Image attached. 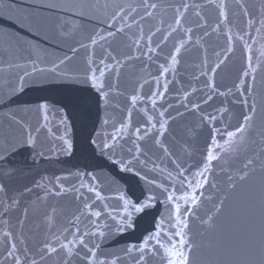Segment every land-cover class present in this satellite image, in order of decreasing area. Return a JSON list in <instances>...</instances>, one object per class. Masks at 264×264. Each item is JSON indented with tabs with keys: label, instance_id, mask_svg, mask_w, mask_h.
Returning <instances> with one entry per match:
<instances>
[{
	"label": "water",
	"instance_id": "obj_1",
	"mask_svg": "<svg viewBox=\"0 0 264 264\" xmlns=\"http://www.w3.org/2000/svg\"><path fill=\"white\" fill-rule=\"evenodd\" d=\"M153 2L159 3L160 7L153 10L151 17L141 20L140 17L144 16V9L139 7L142 0H0V17L14 19L18 14L28 13L32 14L33 20L30 28L21 27L19 22L13 24L8 19L0 22V153L7 156V161L0 163V183L7 185L8 196L20 201L5 215L4 204L7 201L4 195L0 194V220H8L7 225L0 223V235L3 231H11L17 237L14 241L19 249L16 255L21 256L22 260L25 248L30 249L27 253L30 259L39 260L36 252L41 242L46 236L50 237L51 233L45 226L37 228L36 225L41 223L44 215L53 207L57 210L53 232L59 234L67 228L68 232L64 235L67 239H72L71 232L75 229L70 226L69 221H74L75 217L79 216L78 227L81 233H105L103 237L85 238L89 247L100 245L99 249H94L97 256H90L93 261L136 264L140 252L134 250L129 253L126 249L132 245L139 246L144 237L156 232V223L161 221L162 217L165 223L161 244L169 247L168 237L178 231L179 226L173 227L175 220L168 218L171 206L165 203L162 189L155 185H163L170 191L175 190L177 195L182 194L184 189L179 184L182 177L177 176L176 164H181L187 169L185 175L191 178V173L202 166L201 161L208 147L212 145L213 137L223 144V133L231 130L228 125H235L239 114V106L234 103L236 97L214 94L206 87V83L209 78H214L216 88L220 92H227L234 82H237L249 53L239 40L234 42L232 51L229 52L226 36L211 32L210 29V35L204 37L197 45L195 41L202 36V30L197 29L192 34L188 51L182 50L180 63H167L165 57L174 51V45L181 39H186L179 32L172 33L168 28L174 18V12L169 5L180 3L181 0ZM189 2L203 4L205 0ZM227 2L230 9L231 34L235 36L238 33H250V36L245 35L244 39L251 45L253 64L258 66L255 74V100L259 109L264 105V27L257 23L253 28H246L247 18L242 15L233 0ZM243 2L257 22L264 19V0ZM48 4H54L56 7H44ZM130 6L138 8V11L128 18V23L132 26L126 28L123 33L117 32L114 37L99 40L97 33L107 36L109 31L115 32L116 28L110 27L113 14L121 7L130 9ZM194 11L188 10L185 16L186 26L195 19ZM232 12L236 14L232 15ZM203 13L208 23L215 26L216 10L206 7ZM133 19L138 24H133ZM161 20L164 21L163 24L160 23ZM121 26V22L116 23V27ZM141 27L144 40L140 39ZM258 27L261 29L259 33L256 31ZM157 28L161 31L152 37L153 51L149 52L145 46L146 38L150 31ZM93 36H96L98 41L95 45L91 43ZM205 50L210 67L215 66L219 59L227 57L214 77L212 73L208 76L200 74L203 69L199 66L204 59ZM109 52L123 61V66L118 78L113 71L107 69L105 76L100 78L106 90L111 86V94L105 105L96 90L84 81L89 62H93V68H102L100 60ZM214 52L221 53L219 59ZM105 62L114 64L110 58ZM161 65L171 70L161 75ZM25 73L29 75L25 76ZM96 75L99 77V71ZM21 77L24 78L22 91ZM156 78L160 80V91H163V83H168L163 100L158 99L156 105L159 111L166 110V131L160 139L169 150L167 156L154 144L153 136L158 133L147 123V117L151 116L153 123L159 128L157 121L161 118L149 102L151 93L158 88ZM141 84L143 88H140ZM137 92L143 99L133 108L130 97ZM186 92L190 93L187 99L184 98ZM208 96H212V99L208 100ZM84 99L89 101L87 105L69 103L70 100ZM40 104L48 105L47 120L44 119L43 113L37 110ZM193 105L199 107L194 110ZM221 108L229 109L223 117L218 112ZM129 110L130 126L118 134L122 138L117 141L115 154L111 159L108 155H101L100 148L96 145H101L105 139L113 143L110 137L117 134L115 130L122 122L127 123ZM209 116H216L217 119H202ZM61 120L64 121L63 124ZM105 120H108V124L103 123ZM18 121L30 126L29 130L36 137L35 147L20 146L19 140L24 129ZM137 128L141 129V136L145 129H151L147 137L137 141L144 151V155L140 156V161L144 163L134 161L133 171L124 172L113 161L129 160L135 155L133 141L136 140ZM62 136L71 142V154L60 150ZM93 140L95 145L92 144ZM129 148L133 149L132 154H129ZM77 172L91 173L97 178L95 184L101 194L100 199L87 191V186L94 183L91 178L87 175L77 176ZM136 172L140 175H136ZM56 177H61L60 183L65 187L80 188L81 183L85 187L80 188L79 192L72 191L60 196L48 195L45 198L46 189L37 187V184L46 185L55 191ZM141 177L154 180L155 184H148ZM225 178L218 164L208 173V182L201 189L203 196L197 209L198 215L204 216L212 207L218 195L212 185H223ZM26 188L31 191H25ZM147 195L156 197L153 207L146 212H133L132 228L118 232L114 227H103L105 224H113L109 214L117 220L122 218L124 200L120 199L121 196L137 203L142 202ZM197 195L199 196V193ZM206 197L212 199H204ZM85 203L91 205V208H84ZM181 206L184 207L183 202ZM25 207H28L29 211L21 228L18 220L23 218ZM97 211L102 213L98 219L90 214ZM91 221L101 227L96 228ZM189 224L190 235L200 245L196 250L194 264H208L209 237L200 235L204 227L195 217L189 218ZM21 239L24 243H20ZM175 239L177 238L173 237V242ZM153 247L156 248L157 254L146 253V264H166L164 257L169 253L165 251V247L157 245L155 240L149 245L150 249ZM64 259L65 254L60 251L46 257L40 264H63ZM0 264H13L11 258H6L5 245L2 242ZM72 264L85 262L73 257ZM246 264H260L259 255Z\"/></svg>",
	"mask_w": 264,
	"mask_h": 264
},
{
	"label": "snow or ice",
	"instance_id": "obj_2",
	"mask_svg": "<svg viewBox=\"0 0 264 264\" xmlns=\"http://www.w3.org/2000/svg\"><path fill=\"white\" fill-rule=\"evenodd\" d=\"M233 2L238 6L242 15L247 18L246 28H253L257 23L264 27V19L257 22L256 19L252 17V14L249 12L243 0H233ZM44 7L54 8L56 5L48 4L44 5ZM139 7L144 9V16L140 17V19L143 20L145 17H151L153 15V10H156L160 5L157 2H153V0H142ZM169 7L174 12V18L173 22L168 25V28L172 33L179 32L182 37H186V39H181L178 44L174 45V51L170 52L168 57H165L167 63L171 65H177L180 63L179 57L182 54V50L188 51L189 42L192 40V34L197 29L202 30V36L195 41L197 45L200 44V41L203 40L204 37L210 35V29L211 32L220 33L226 36L229 44V52L232 51L231 46L234 42L239 40L249 53L246 57V65L241 69V74L238 77L237 82H234L232 88H229L227 92H220L216 88L214 78H209L206 83V87L214 94L221 96L232 95L236 97L234 103L239 106V114L236 117L235 125H228L231 130H226L223 133V144L218 143L215 137H213L212 145L208 147L206 155H204L203 160L201 161L202 166L199 167L197 171L191 173V178L185 175L187 169H184L181 164H176V168L178 169L177 176L182 177V179L179 180V184L184 189L182 194L177 195L175 190L170 191L168 187L155 185L162 189V192L165 195V203L171 206L169 208L168 218L170 220H175L173 227L179 226V230L175 231L168 237L170 246L165 247L161 244V234L163 233L165 223V219L162 217L161 221L156 223V232L149 233L144 237L139 246L132 245L128 247L126 251L129 253L134 250L140 252L141 255L137 259L136 264H146V253L151 252L152 255L157 254L155 247L151 249L149 248L151 242L155 240L157 245L165 247V251L169 253L164 257L166 264H194L196 250L200 245H198L190 235L191 229L189 218L195 217L199 220L200 225L204 227V231L201 232L200 235H207L209 237L207 244L208 264H246V262H251L253 257L257 254L260 257V264H264V105H261L258 109L255 100V74L258 66L253 64V57L250 54L252 51L251 45H249L244 39L245 35L250 36V33L243 32L242 34L238 33L235 36L231 34L230 9L227 0H205L203 4L189 2V0H181L180 3L169 5ZM206 7H212L217 12L215 26L208 23V20L203 13V9ZM189 9L195 10L193 12L195 19L189 22L186 26L185 16ZM137 11L138 8L131 6L130 9L119 8V10L111 17L113 23L110 27H115V32L109 31L107 36L97 33L96 36L99 37V40H106L108 37H114L117 32L123 33L126 28L132 26L128 23V18L133 12ZM235 14V12H232V15ZM4 19L11 20L13 24L19 22L21 27L27 26L30 28L33 23L32 14L28 13L23 15L18 14L14 19L12 17H0V22H3ZM117 22H121L122 26L116 27ZM132 23L138 24L135 19L132 20ZM160 23L163 24L164 21L161 20ZM260 30L259 27L256 28L258 33ZM140 31V39L144 40L145 37L142 27ZM158 31H161V29L157 28L155 31H150L146 38L145 46L148 47L149 52L153 51L151 41L152 37ZM96 36L91 37L92 45H95L98 42ZM165 39H167V37H165ZM137 47L139 48L138 41ZM73 51H75V49H73ZM214 54L219 59L221 53L214 52ZM109 58L114 61V64L105 62L106 59ZM148 58L151 59V56ZM226 58L227 57H225V59ZM128 59H131V57H128ZM225 59H219V62L216 63L215 66L210 67L207 60V51L205 50L204 59L199 66L203 69L200 74L202 76H208L209 73H212L214 77L217 69L225 63ZM61 63H63V61H61ZM92 64L93 62L90 61L84 82L89 83L91 87L96 90L99 98L105 102V105H107L111 94V86H108V90H106V86L100 78L105 76L106 69L113 71L118 78L120 68L123 66V61L117 59L116 56L109 52L104 59L100 60V65H103L102 68L99 66L93 68ZM160 69L161 75H164L171 70L164 65H161ZM97 71H99V77L96 75ZM27 75L29 74L25 73V76ZM196 79H199V77H196ZM20 81V90L22 91L24 78L21 77ZM156 83L158 88L151 93L149 102L151 103L152 108L158 111L161 118L157 121L159 128L157 129V125L156 123H153V117L151 116L147 117V123L151 126V129H155L158 133L153 136L154 144L162 149L167 156L169 155V150L160 139V136H163L166 131L167 121L164 119L166 110L159 111V109L156 108V105L158 99L163 100L164 95L168 90V83H163V91L159 90V87L161 86L159 78H156ZM140 88H143L142 84L140 85ZM188 95H190V93L186 92L184 98L187 99ZM142 99L143 97H141L138 92L137 94L132 95L130 97L132 107L134 108ZM207 99L211 100L212 96H208ZM69 103H81L87 105L89 101L87 99L82 101L70 100ZM198 107L199 105H193L194 110ZM37 110L41 111L44 119L47 120L48 105L40 104L37 106ZM228 111L229 109L227 108L218 109L221 117L228 113ZM202 119L216 120L217 117L209 116L202 117ZM130 120L131 110L128 112L127 123L122 122L120 127L115 130L117 134H113L110 137L113 143H109L108 139H105L102 141L101 145H96L100 148L101 155H108L109 159H111V156L115 154V149L118 147V139L122 138L118 134L122 133L125 131L126 127L130 126ZM18 123H20L21 127L24 129L19 140L20 146L35 147L36 137L29 130L30 126L21 121H18ZM61 123L63 124L64 121L61 120ZM103 123L108 124V120H105ZM151 129H145L143 136L140 135L141 129H136V140L133 141L135 155H132L131 159L113 161V163L119 165L121 171H133L134 161L137 163H144L143 161H140V156L144 155V151L140 143H137V141H141L147 137ZM37 131H39V129H37ZM60 139L63 142L60 150L66 154H71V142L63 136L60 137ZM92 144L95 145L96 142L93 140ZM128 152L129 154H132L133 149L129 148ZM41 155H43V153H41ZM6 161L7 156L0 153V163ZM217 164L220 165V169L225 174L226 178L223 185H212V187L217 190L218 195L208 212L205 213L204 216H200L198 215L197 209L202 203L201 197L203 196V193L201 192V189L208 182V173L212 172ZM75 175L81 177L84 175L89 176L94 183L87 186V191L94 193L97 199L101 198V194L97 190L95 184L97 178L93 174L77 172ZM136 175H140V173L136 172ZM169 176H171V173H169ZM141 178L145 179L148 184H155L154 180H147L146 177ZM60 180L61 177H56L55 191L40 183L37 184V187L46 189L45 198L48 195L60 196L72 191L79 192L80 188L85 187L83 183L80 184V188H76L75 186L65 187L60 183ZM25 191L30 192L31 189L26 188ZM198 193L199 196L197 195ZM0 194H3L7 201L4 204L5 215L13 206L20 203L17 198L8 196V187L4 183H0ZM120 199L124 200V213L122 218L117 220L115 216L109 214L113 224L103 225V227L109 229L114 227L118 232L132 228L133 212L142 213L151 209L156 197L153 195H147L142 202L137 203L125 200L123 196H121ZM204 199L211 200L212 198L206 197ZM181 202H183V208ZM84 208L90 209L91 205L85 203ZM28 211V207H25L23 209V218L18 220L21 228H23L25 220L27 219ZM56 212V208L53 207L49 213L44 215L41 223L36 225L37 228H40L41 225L45 226L47 231L51 233L50 237L46 236L45 240L41 242V245L36 252V255L39 256V260L35 258L30 259L28 257L27 253L30 251L28 248L24 249L23 260L21 256L16 255L19 251L17 244L14 242L17 237L14 236L11 231H3L2 235H0V242L5 245L6 258H11L13 264H40V262L46 257L63 251L65 254L63 264H72L73 257L84 261L85 264H115V261H93L90 259V256H97L94 249H99L100 245L95 244L93 247H89L85 238L89 236L103 237L105 233L103 231H86L81 233L80 228L78 227L79 216L75 217L74 221H69L70 226L75 229V231L71 232L72 239H67L64 235L65 232H68L67 228L60 231L59 234L53 232L52 229L55 227ZM90 214L97 219L102 215L99 211ZM117 215H119V213H117ZM91 222L96 228L101 227L96 224L95 221ZM0 223L7 225L8 220H0ZM164 234L167 235L166 233ZM173 237L177 238L174 242ZM20 243H24V241L21 239ZM81 250H83V255H81Z\"/></svg>",
	"mask_w": 264,
	"mask_h": 264
}]
</instances>
